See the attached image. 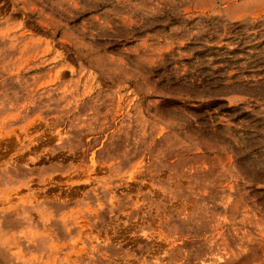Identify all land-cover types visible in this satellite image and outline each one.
<instances>
[{"label": "rangeland", "instance_id": "rangeland-1", "mask_svg": "<svg viewBox=\"0 0 264 264\" xmlns=\"http://www.w3.org/2000/svg\"><path fill=\"white\" fill-rule=\"evenodd\" d=\"M0 264H264V0H0Z\"/></svg>", "mask_w": 264, "mask_h": 264}]
</instances>
